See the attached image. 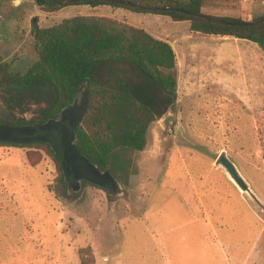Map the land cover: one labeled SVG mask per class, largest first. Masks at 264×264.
<instances>
[{
    "label": "rangeland",
    "instance_id": "rangeland-1",
    "mask_svg": "<svg viewBox=\"0 0 264 264\" xmlns=\"http://www.w3.org/2000/svg\"><path fill=\"white\" fill-rule=\"evenodd\" d=\"M200 2L201 14L211 17L250 21L264 12V0ZM48 10L53 9L39 8L35 0H0V61L10 71L23 73L36 60L30 37L33 20L45 27L77 14L106 16L171 45L175 97L146 81L127 62L96 64L90 72L94 80L131 83L157 111L144 150L121 148L111 154L106 168L120 185V195L81 186L77 193L66 188L60 196L58 172L48 153L0 146V261L194 264L197 253L207 257L204 264H214L211 260L224 257L222 244L234 216L243 219L245 206L264 221V51L247 40L192 32L188 22L153 13L109 5ZM84 84L77 94L84 96ZM27 93L31 97L25 104L34 105L33 113L39 110L38 102L45 106L53 96L50 88L37 86L0 92V100ZM221 154L236 166L257 203L217 165ZM224 210L230 214L221 227ZM262 243L263 248L252 253V264H264V239L258 245ZM198 245L203 246L201 252ZM80 250L85 251L81 257Z\"/></svg>",
    "mask_w": 264,
    "mask_h": 264
},
{
    "label": "trees",
    "instance_id": "trees-1",
    "mask_svg": "<svg viewBox=\"0 0 264 264\" xmlns=\"http://www.w3.org/2000/svg\"><path fill=\"white\" fill-rule=\"evenodd\" d=\"M37 1V5L49 7L65 0ZM125 3L140 9L131 8ZM72 4L91 7L109 5L111 8L158 14L173 22H188L192 32L247 40L264 51V21L249 24L264 17V12L250 21L211 16L208 17L213 20H208L197 17L201 14L200 0H82L63 6ZM166 7L175 9L145 10ZM217 20L228 23H219ZM30 37L36 60L23 73L10 71L8 64L0 61V92L10 89L27 91L37 86L50 88L53 96L41 111L43 120H47L56 117L72 101L78 93L79 85L84 82L88 99L84 116L76 129L78 151L98 168L107 169L115 150H144L152 124L157 118L154 105L145 96L141 97L135 86L127 81H99L89 78V74L96 64L127 62L146 81L155 83L162 92L173 98L176 91V57L168 42L124 20L81 14L45 27L39 26L37 19L33 20ZM29 93L15 96L21 102L31 97ZM0 146L35 147L48 153L58 172L57 194L65 195L66 183L58 146L52 148L44 142L28 145L0 143ZM26 158L32 165L37 163L29 153ZM82 186L91 185L83 182ZM86 251L90 253L89 249ZM84 252L79 251L80 257Z\"/></svg>",
    "mask_w": 264,
    "mask_h": 264
},
{
    "label": "water",
    "instance_id": "water-1",
    "mask_svg": "<svg viewBox=\"0 0 264 264\" xmlns=\"http://www.w3.org/2000/svg\"><path fill=\"white\" fill-rule=\"evenodd\" d=\"M82 0H65L59 4H55L49 7H43L38 5L39 8L54 9L72 2ZM37 3L38 1L35 0ZM131 8L140 9L135 5ZM175 8H146L145 10H172ZM180 10V9H177ZM197 17L213 20L212 18L198 14ZM264 21V17L250 22L249 24L260 23ZM219 23H228L225 21H218ZM78 95V94H77ZM88 90L85 88L84 102L80 109L75 113H70L71 108L65 106L57 114L55 121L60 122L51 123L47 121L45 123H38L40 116H33L32 119L35 121L34 124H10L1 122L0 123V143L14 144V145H28L33 142H44L48 143L55 148L58 146L61 150L62 156V172L63 179L66 183L68 192L77 193L80 191L82 183L86 182L89 185L96 187L109 195H120V185L118 184L115 177L110 173L108 169H100L96 164L92 163L85 155L81 154L76 146V129L84 116L87 108ZM43 131H47L52 135L56 131L55 141L52 142L49 139V135ZM217 165L221 166L229 177L234 181L237 187L253 202L257 203L255 195L250 190L248 184L239 174L236 166L226 157L225 154H221L217 161Z\"/></svg>",
    "mask_w": 264,
    "mask_h": 264
},
{
    "label": "crops",
    "instance_id": "crops-1",
    "mask_svg": "<svg viewBox=\"0 0 264 264\" xmlns=\"http://www.w3.org/2000/svg\"><path fill=\"white\" fill-rule=\"evenodd\" d=\"M235 191L237 193V197L239 201H242L243 198L241 196V193H239L236 189ZM245 208L246 210L242 211L243 219L241 218V216H238V217L234 216L233 221H232V230L229 231V234H227V236L224 235L226 236L225 241L222 244L223 250L225 251L224 257H218L214 260H211L212 263L214 264H252V253L253 252L256 253L258 249L263 248V243L261 245H258V242L260 241V239H264V221L258 218V216H256L246 206ZM208 210L210 211L209 208ZM211 213L212 212H209V214ZM223 213L225 216V220L221 225L219 224L221 227L223 224H225V221L228 220V215L230 214L228 210H224ZM201 245H198L199 247L197 248L198 252H201L203 250L202 249L203 246ZM191 249L192 248H186V251L187 250L191 251ZM187 255H188V252H187ZM193 257L195 261H197L194 264H204V262L207 259L205 255L203 254L199 255L197 253H194ZM185 261L187 262L186 258H185ZM32 263L33 262L31 259H29V261L14 259L13 261L10 262V264H32ZM0 264H2L1 261H0ZM97 264H101V262H97Z\"/></svg>",
    "mask_w": 264,
    "mask_h": 264
},
{
    "label": "flooded vegetation",
    "instance_id": "flooded-vegetation-1",
    "mask_svg": "<svg viewBox=\"0 0 264 264\" xmlns=\"http://www.w3.org/2000/svg\"><path fill=\"white\" fill-rule=\"evenodd\" d=\"M3 101L0 100V118H2V116H6V121H0L1 122H5V123H10L9 119H13V118H19V117H24V121H21V124H34L35 121L32 119L33 116H40V120L38 121V123L42 124L45 123L47 121H50L52 124L55 122H60V120L55 121V118H48L47 120H43V116L41 114V111L46 107V105L44 106L42 101L38 102L39 103V110L37 111V113H33L32 109L34 108V105L29 104L26 105L25 103H27L30 98H27L23 101L20 102V100L16 97V96H11L10 98H6L3 95ZM84 102V96L78 94L76 95L72 101L67 105V107L71 108V112L70 113H75L76 111H78L81 107V105ZM27 106V107H26ZM8 121V122H7ZM19 123V124H20ZM43 133H46L47 136L50 134L47 131H43ZM55 135H56V131L54 133H52V135H49V139L52 140V142L54 143L55 140ZM57 142V141H56Z\"/></svg>",
    "mask_w": 264,
    "mask_h": 264
},
{
    "label": "bare ground",
    "instance_id": "bare-ground-1",
    "mask_svg": "<svg viewBox=\"0 0 264 264\" xmlns=\"http://www.w3.org/2000/svg\"><path fill=\"white\" fill-rule=\"evenodd\" d=\"M228 175V174H227ZM228 177H229V175H228ZM229 179L231 180V182L234 184V186L236 185L235 183H234V181L229 177ZM237 186V185H236ZM240 190V189H239ZM241 191V190H240ZM239 191V192H240Z\"/></svg>",
    "mask_w": 264,
    "mask_h": 264
}]
</instances>
